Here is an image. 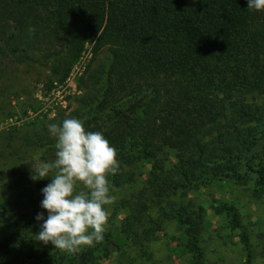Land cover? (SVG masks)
<instances>
[{
  "label": "trees",
  "instance_id": "trees-1",
  "mask_svg": "<svg viewBox=\"0 0 264 264\" xmlns=\"http://www.w3.org/2000/svg\"><path fill=\"white\" fill-rule=\"evenodd\" d=\"M247 8V0H0V61L37 63L63 81L92 45L69 117L115 146L120 168L108 176L110 194L128 190L104 239L74 253L34 240L50 178L13 191L10 202L0 190V248L24 264H103L112 252L132 251L126 264H137L152 261L151 243L176 223L191 264H211L190 193L247 178L255 200L264 199V11ZM64 113L45 115L21 145L55 147L47 125ZM216 203V215L240 230L244 264H253L238 206Z\"/></svg>",
  "mask_w": 264,
  "mask_h": 264
},
{
  "label": "rangeland",
  "instance_id": "rangeland-1",
  "mask_svg": "<svg viewBox=\"0 0 264 264\" xmlns=\"http://www.w3.org/2000/svg\"><path fill=\"white\" fill-rule=\"evenodd\" d=\"M92 45L72 64L68 76L59 81L45 67L33 62H17L14 58L0 61V190L5 201L14 196L17 189L35 186L31 167L39 161H54L55 147L25 148L22 137L31 132L47 115L55 117L65 112L68 117L77 106V99L83 94L81 77L92 61ZM264 101V95L259 97ZM37 123V124H35ZM145 178V177H144ZM15 185V186H14ZM142 185L137 183L135 187ZM252 180L242 182H215L190 193L192 207L201 211L196 225L201 236L204 253L211 264H244L245 249L240 230H232L225 216L216 215L213 206L216 200L233 201L242 214L253 245V264H264V199L255 200L252 194ZM22 190V189H21ZM128 190L118 193L107 206L108 215L117 200L127 195ZM17 192H15L16 194ZM124 212L117 214L116 226ZM109 217V216H108ZM107 223L106 228L109 227ZM183 227L168 223L151 245L152 261L137 264H191L192 259L181 246ZM1 239V238H0ZM184 240V239H183ZM129 253L131 255H129ZM14 252L0 248V264H24ZM134 252L124 255L112 252L103 259V264H126ZM27 264V263H25Z\"/></svg>",
  "mask_w": 264,
  "mask_h": 264
},
{
  "label": "clouds",
  "instance_id": "clouds-1",
  "mask_svg": "<svg viewBox=\"0 0 264 264\" xmlns=\"http://www.w3.org/2000/svg\"><path fill=\"white\" fill-rule=\"evenodd\" d=\"M248 10L264 11V0H247ZM55 139L54 161L31 167L33 181L50 178L41 189L43 199L35 220L39 231L34 240L69 253L104 239L107 205L112 196L108 176L120 168L118 150L102 131H88L76 117L49 123ZM81 183L84 190H78Z\"/></svg>",
  "mask_w": 264,
  "mask_h": 264
}]
</instances>
